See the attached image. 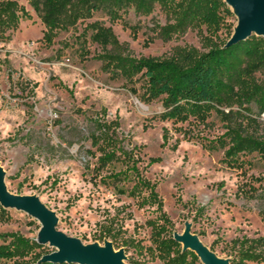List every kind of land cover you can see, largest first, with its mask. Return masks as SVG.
<instances>
[{"label": "rangeland", "instance_id": "374dc122", "mask_svg": "<svg viewBox=\"0 0 264 264\" xmlns=\"http://www.w3.org/2000/svg\"><path fill=\"white\" fill-rule=\"evenodd\" d=\"M16 1L30 10L25 0ZM31 13L32 20H22L7 33L9 41L0 39V163L11 193L40 197L57 214L58 229L85 244L95 243L93 237L108 228L119 239L141 245L121 248L127 264H166L147 251L152 246L147 221L158 216L155 208H140L136 200L101 183L107 171L96 177L101 153L92 138L97 123L104 122L119 145L134 151L142 175L157 185L172 233H183L189 223L208 247L229 260L234 241L264 236V159L252 154L242 157L244 166H229L225 150L210 152L197 140L225 134L220 118L213 115L205 124L192 118L179 124L162 120L161 101L142 102L130 91L133 84L103 70L104 63L118 57L184 63L187 54L204 53L203 36L179 25L174 7L157 6L150 16L131 9L117 22L99 13L61 33L52 47L44 44V27ZM94 23L112 30L107 51L91 41L81 48L79 36ZM228 24L235 29V15ZM170 26L175 28L168 38L161 29ZM226 37L224 31L221 39ZM258 123L256 131L264 137V114ZM113 169L123 166L116 163ZM3 219L0 247L17 238L37 241L38 220L15 209H6ZM55 251L44 244L31 256L0 264H37Z\"/></svg>", "mask_w": 264, "mask_h": 264}, {"label": "trees", "instance_id": "16d2710c", "mask_svg": "<svg viewBox=\"0 0 264 264\" xmlns=\"http://www.w3.org/2000/svg\"><path fill=\"white\" fill-rule=\"evenodd\" d=\"M30 8L16 0L0 1V39L9 41V31H15L22 20H32L33 12L44 27L43 42L52 47L63 32L76 29L81 21L101 13L111 21L123 20L129 10L150 16L157 6L174 7L179 25L197 30L204 40V53L187 54L186 62L178 59L118 57L106 62L103 70L115 79H123L134 87L130 89L142 102L161 101L162 120L175 124L191 118L200 124L213 115L225 122L226 133L216 139L197 138L204 149L215 152L225 150L224 162L232 167L244 166L242 157L258 154L264 159V137L256 131L258 119L264 114V38L250 39L226 48L232 37L233 26L228 19L234 16L224 0H25ZM174 26L162 27L161 34L171 36ZM224 31L225 40L221 39ZM79 36L81 48L88 41L107 51L113 43L111 28L100 23L86 27ZM111 59V58H108ZM140 84L139 88L136 85ZM228 110L229 112H226ZM97 135L93 145L101 153L95 172L101 183L112 186L120 195L137 201L140 208H155L158 216L147 221L151 228L152 246L147 249L151 257L166 264H198L199 258L174 240L172 223L163 212V203L157 193V185L144 177L139 159L133 150L119 145L110 124L97 123ZM120 163L123 169L110 170ZM131 185V186H129ZM253 196V195H251ZM6 209L0 204V220ZM264 220V210L262 211ZM113 242L117 250L122 247L143 248L130 240L119 239L111 229L105 228L93 237L94 242ZM41 245L20 238L15 243L0 247V261H13L24 254L31 256ZM233 258L230 264L260 263L264 261V236L243 238L233 242ZM213 250V249H212ZM37 264H52L38 263Z\"/></svg>", "mask_w": 264, "mask_h": 264}, {"label": "water", "instance_id": "95a60500", "mask_svg": "<svg viewBox=\"0 0 264 264\" xmlns=\"http://www.w3.org/2000/svg\"><path fill=\"white\" fill-rule=\"evenodd\" d=\"M237 18V26L226 48L244 42L253 36L264 38V0H224ZM0 204L5 209L22 211L42 224L37 239L40 245L49 244L56 251L45 255L39 263L52 264H127L124 249L117 250L110 240L103 244H85L58 229L59 219L40 197L15 195L5 181V172L0 163ZM174 240L183 251L194 253L202 264H230L229 259L219 257L187 223L183 233H174Z\"/></svg>", "mask_w": 264, "mask_h": 264}]
</instances>
